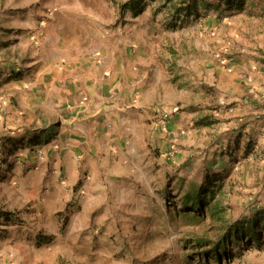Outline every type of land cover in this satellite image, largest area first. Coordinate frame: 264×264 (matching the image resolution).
<instances>
[{
    "label": "crops",
    "instance_id": "1",
    "mask_svg": "<svg viewBox=\"0 0 264 264\" xmlns=\"http://www.w3.org/2000/svg\"><path fill=\"white\" fill-rule=\"evenodd\" d=\"M214 1L141 0L136 12L129 0H0V195L42 212L77 186L94 200L192 119L195 134L258 110L264 121V75L222 61ZM258 4L242 10L249 26L264 21ZM252 38L264 70V36Z\"/></svg>",
    "mask_w": 264,
    "mask_h": 264
},
{
    "label": "rangeland",
    "instance_id": "2",
    "mask_svg": "<svg viewBox=\"0 0 264 264\" xmlns=\"http://www.w3.org/2000/svg\"><path fill=\"white\" fill-rule=\"evenodd\" d=\"M216 4L211 3L207 16L217 10L222 15L215 29L222 38V61L238 67L241 75L246 64L250 72L264 75L252 38L264 36V21L249 26L244 11L227 12ZM249 12L260 14L258 8ZM232 106L222 105L228 112ZM259 111L228 130L219 126L206 134L192 132L198 127L192 119L188 130L160 139L153 143L156 148L150 146L151 154H142V173L136 172L135 180L120 182L116 191L94 200L77 186L68 198L65 191L60 202L50 200L42 212L21 196L0 195V264H264V218L261 246L233 241L219 250L221 263L214 253L228 226L264 213V121ZM227 118L215 123L230 124ZM207 181L217 190L220 212L215 217L209 208L204 216L185 208L187 193Z\"/></svg>",
    "mask_w": 264,
    "mask_h": 264
},
{
    "label": "trees",
    "instance_id": "3",
    "mask_svg": "<svg viewBox=\"0 0 264 264\" xmlns=\"http://www.w3.org/2000/svg\"><path fill=\"white\" fill-rule=\"evenodd\" d=\"M140 1L141 0H129L130 4L135 3L132 7L134 11L137 9L136 12H140L142 10V8L138 6ZM246 1L247 0H218L216 6L218 9H223L227 12H239L244 9ZM184 203L185 208L192 210L197 216H204L208 208L212 211L211 216L213 217L220 212L217 200V190L214 189L210 181H207L204 186H201L192 192H188L184 198ZM214 203H216L215 206L212 205ZM263 218L264 213L262 212L261 215L250 217L249 219H242L228 226L220 242L214 246V253L217 261L219 263L222 262V256L219 254V250L225 251L230 243H233V241L237 242L239 240L247 239L255 242L257 246H261L263 241L259 225ZM204 256L208 257V251H205ZM226 256L227 254L224 253V257Z\"/></svg>",
    "mask_w": 264,
    "mask_h": 264
},
{
    "label": "built area",
    "instance_id": "4",
    "mask_svg": "<svg viewBox=\"0 0 264 264\" xmlns=\"http://www.w3.org/2000/svg\"><path fill=\"white\" fill-rule=\"evenodd\" d=\"M176 110V109H175ZM168 115L167 114H160L159 117L157 118V125L159 127H162L164 130L167 127V121H168Z\"/></svg>",
    "mask_w": 264,
    "mask_h": 264
}]
</instances>
